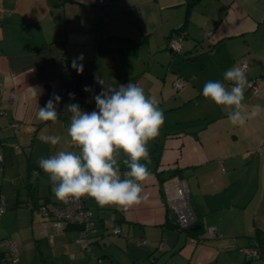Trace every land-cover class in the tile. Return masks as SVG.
<instances>
[{
    "label": "crops",
    "instance_id": "1",
    "mask_svg": "<svg viewBox=\"0 0 264 264\" xmlns=\"http://www.w3.org/2000/svg\"><path fill=\"white\" fill-rule=\"evenodd\" d=\"M0 3V162L7 175L3 184L15 191L0 200L26 207L28 214L16 264L31 257L44 264H264V112L235 127L223 107L202 95L207 81H222L227 69L245 59L247 79L256 80L255 91L245 90L247 110L264 108V0H193L190 6L187 0ZM168 40L180 41L179 52ZM81 56L78 73L72 61ZM98 80L139 85L157 98L165 123L149 145L147 198L126 211L86 198L97 227L89 245L81 246L74 241L78 226L57 229L26 203L57 201L37 161L71 149L63 139L52 146L43 138L66 137L67 105L96 109L94 97L105 87ZM54 95L61 97L58 120L37 122L38 107ZM176 176L186 180L187 203L200 224L190 232L177 228L164 190ZM113 226L120 232H112ZM210 226L213 234L206 231ZM247 247L258 254L247 258Z\"/></svg>",
    "mask_w": 264,
    "mask_h": 264
},
{
    "label": "clouds",
    "instance_id": "2",
    "mask_svg": "<svg viewBox=\"0 0 264 264\" xmlns=\"http://www.w3.org/2000/svg\"><path fill=\"white\" fill-rule=\"evenodd\" d=\"M82 59L83 56L72 61L78 73L83 71V65L77 60ZM98 83L105 86L103 80ZM248 87L251 84L244 70L233 66L223 73L222 81H207L202 95L224 108L232 126L243 128L264 112L259 104L247 110L244 101ZM84 90L90 91L87 86ZM94 99L96 109L91 112L82 111L77 103L66 106L71 115L65 138H43L52 146L63 139L71 150H58L47 158H38L37 163L47 175L58 202L91 198L100 207L114 206L126 211L147 198L143 185L153 175L149 145L160 135L165 116L157 98L133 82L118 87L107 85ZM60 101L61 97L54 95L44 107H38L35 120L57 121Z\"/></svg>",
    "mask_w": 264,
    "mask_h": 264
},
{
    "label": "built area",
    "instance_id": "3",
    "mask_svg": "<svg viewBox=\"0 0 264 264\" xmlns=\"http://www.w3.org/2000/svg\"><path fill=\"white\" fill-rule=\"evenodd\" d=\"M109 0H97V3L102 4ZM5 14V10L0 3V18ZM211 32H208L210 34ZM168 44L172 50L179 52L181 48L180 41L168 40ZM234 66L241 67L244 72L248 68V62L245 59L239 60ZM248 81L251 84L249 89L251 91L256 90L255 78H249ZM177 89L182 88L183 81L178 79L175 82ZM12 97V94L9 95ZM170 186L173 188V192L170 191ZM164 190L167 195L169 203L176 212V226L179 230H184L191 227L196 223V215L193 208L187 203L188 192L187 182L184 178L178 176L170 178L168 182L164 183ZM86 198H81L79 201H73L70 203L44 201L36 204L35 202H27L26 205L29 207H37L42 215L50 217L52 225L57 228H63L70 225H76L79 228V235L74 240L75 243L81 246L89 245V234L94 233L97 227V221L95 215L88 209ZM5 210V204L0 200V214ZM112 232L119 233L120 228L118 226L112 227ZM207 233L213 234L215 228L210 226L206 229ZM196 238H191V242H196ZM6 248L10 257V263L16 264L18 260V250L16 244L12 240L6 241ZM258 254L256 247H247L245 249V256L247 258H253Z\"/></svg>",
    "mask_w": 264,
    "mask_h": 264
},
{
    "label": "rangeland",
    "instance_id": "4",
    "mask_svg": "<svg viewBox=\"0 0 264 264\" xmlns=\"http://www.w3.org/2000/svg\"><path fill=\"white\" fill-rule=\"evenodd\" d=\"M2 163L0 162V198H4V201L6 199V196H12L15 191H12L10 187H8L5 183L3 184V177H6L7 175L2 173ZM3 185V186H2ZM7 204V210L2 213L0 216V248L3 250V255L0 254V264H11L10 263V257L7 252L6 248V241L12 240L17 243H19V239L22 238L26 234V226L28 223V214L24 210L26 207H22L20 205H17L16 203H13L12 205H8L7 201L5 202ZM121 235V234H119ZM112 236H118V235H112ZM17 247V245H16ZM18 249V247H17ZM35 252V251H34ZM90 258H88V262L92 261ZM84 262L83 260L81 261ZM79 262V264H81ZM94 262V261H93ZM43 263V262H42ZM40 262V257H38L35 261H33V258H28L27 261L24 264H42ZM18 264H22L19 263ZM44 264V263H43Z\"/></svg>",
    "mask_w": 264,
    "mask_h": 264
},
{
    "label": "trees",
    "instance_id": "5",
    "mask_svg": "<svg viewBox=\"0 0 264 264\" xmlns=\"http://www.w3.org/2000/svg\"><path fill=\"white\" fill-rule=\"evenodd\" d=\"M187 2H188V4H189V6H190V4L193 3V0H187ZM183 231L190 232V227L184 229ZM256 247H258V243H256Z\"/></svg>",
    "mask_w": 264,
    "mask_h": 264
},
{
    "label": "water",
    "instance_id": "6",
    "mask_svg": "<svg viewBox=\"0 0 264 264\" xmlns=\"http://www.w3.org/2000/svg\"><path fill=\"white\" fill-rule=\"evenodd\" d=\"M199 227H200V224L195 223L194 225H192V226L190 227V229H191V230H196V229L199 228Z\"/></svg>",
    "mask_w": 264,
    "mask_h": 264
}]
</instances>
